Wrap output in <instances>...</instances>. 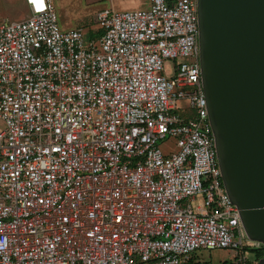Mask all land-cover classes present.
<instances>
[{"label": "built area", "instance_id": "obj_1", "mask_svg": "<svg viewBox=\"0 0 264 264\" xmlns=\"http://www.w3.org/2000/svg\"><path fill=\"white\" fill-rule=\"evenodd\" d=\"M148 1L98 12L95 38L61 32L52 0L0 25V264H185L200 250L252 264L263 250L222 184L197 2Z\"/></svg>", "mask_w": 264, "mask_h": 264}, {"label": "water", "instance_id": "obj_2", "mask_svg": "<svg viewBox=\"0 0 264 264\" xmlns=\"http://www.w3.org/2000/svg\"><path fill=\"white\" fill-rule=\"evenodd\" d=\"M196 2L201 81L222 184L246 236L264 250V0Z\"/></svg>", "mask_w": 264, "mask_h": 264}, {"label": "rangeland", "instance_id": "obj_3", "mask_svg": "<svg viewBox=\"0 0 264 264\" xmlns=\"http://www.w3.org/2000/svg\"><path fill=\"white\" fill-rule=\"evenodd\" d=\"M56 22L61 32H66L76 27L82 28L86 35L97 34L95 25L96 15L105 9H112L115 12H126L140 9H149L148 0H52ZM29 17V12L23 0H0V25L7 22H20ZM94 24V25H93ZM189 62V61H186ZM171 65V62L168 63ZM176 91V89H174ZM185 108V103H180ZM3 125L0 123V128ZM175 140L167 137L159 143V148L164 152H170L174 148ZM202 198L196 197L190 201L194 212L199 206ZM202 209L201 213H204ZM233 253L229 250H200L193 254L189 264H230ZM252 255L249 259L252 260ZM254 261L252 264H256Z\"/></svg>", "mask_w": 264, "mask_h": 264}, {"label": "trees", "instance_id": "obj_4", "mask_svg": "<svg viewBox=\"0 0 264 264\" xmlns=\"http://www.w3.org/2000/svg\"><path fill=\"white\" fill-rule=\"evenodd\" d=\"M76 28H78V27H76ZM99 35H100V31H98L97 34H90L89 36L95 38V37H97ZM252 254H253V258H254V260L256 262H258V261H260L261 259L264 258V251L261 250V249L253 250ZM189 262L190 261H188L186 264H189Z\"/></svg>", "mask_w": 264, "mask_h": 264}, {"label": "crops", "instance_id": "obj_5", "mask_svg": "<svg viewBox=\"0 0 264 264\" xmlns=\"http://www.w3.org/2000/svg\"><path fill=\"white\" fill-rule=\"evenodd\" d=\"M190 261V260H189ZM186 264V263H185Z\"/></svg>", "mask_w": 264, "mask_h": 264}]
</instances>
